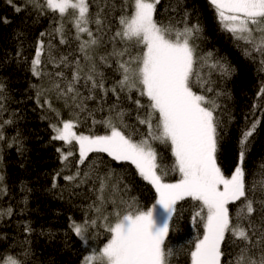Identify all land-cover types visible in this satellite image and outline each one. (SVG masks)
Segmentation results:
<instances>
[{
	"label": "trees",
	"instance_id": "obj_1",
	"mask_svg": "<svg viewBox=\"0 0 264 264\" xmlns=\"http://www.w3.org/2000/svg\"><path fill=\"white\" fill-rule=\"evenodd\" d=\"M88 2L89 23L85 26L93 37L86 32L78 34L73 17L49 10L46 0H0V83L4 85L0 91V131L5 137L0 140V264L8 255L17 256L24 264H83L86 256L107 242L104 217L113 223L116 211L123 214L127 210L122 201L134 199L145 211L155 203L154 188L130 162L114 161L107 153L92 152L84 163H78L75 142L68 145L53 139L56 134L52 125L67 120L75 122L77 134H109L104 122L112 117L118 123L115 113L121 111L126 124L146 131L136 119L134 101L140 99L146 105L147 98L139 97L135 90L120 91L117 85L121 79L119 63L140 51V46L116 35L121 29L120 17L130 13L132 2ZM154 16L158 22L180 30L194 24L202 29L191 44L196 58L194 72L205 86L194 91L214 99L219 106L214 115L223 142L217 162L225 176H230L239 163L242 132L259 122L243 162L248 197L256 201V212L238 221L245 228L251 222L253 228L249 231L259 234L264 229L260 203L264 200V95H258L264 86V51L226 31L209 0H159ZM61 26L62 32L58 33L56 29ZM92 38L98 42L81 51V44ZM62 39L65 43H61ZM38 45L42 52L37 76L32 72V60ZM125 49L129 50L125 55H113ZM207 53L212 56L202 60ZM85 54L91 59L86 60ZM216 61L230 65V75L223 76L212 67ZM93 64L96 67L91 74L97 81L103 79L107 91L93 89L92 82L86 80ZM74 72L79 74L75 91L64 95ZM37 93H41L39 98ZM143 111L139 114L143 115ZM154 146L166 157L164 163L173 162L170 148L158 142ZM69 151L73 155L62 161L61 153ZM67 176L75 179L66 180ZM101 178L105 179L103 203L98 199ZM178 179V171H169L165 177L168 183ZM240 204L228 205L233 223L237 222ZM198 209L199 203L191 198L178 202L164 242L166 250L172 249L170 264H191L190 253L203 237L201 218L193 219ZM93 220L97 222L95 226L91 224ZM85 221L89 223L84 239L72 231L71 225ZM242 247V241L227 233L222 243V264H234ZM25 250L27 256L23 255ZM256 256L259 257L258 251Z\"/></svg>",
	"mask_w": 264,
	"mask_h": 264
},
{
	"label": "snow or ice",
	"instance_id": "obj_2",
	"mask_svg": "<svg viewBox=\"0 0 264 264\" xmlns=\"http://www.w3.org/2000/svg\"><path fill=\"white\" fill-rule=\"evenodd\" d=\"M158 3L159 0H133L130 13L120 17L121 29L116 33L124 41L140 46V51L135 56L130 55L127 61L119 63L121 79L117 81V85L120 91L135 90L139 97L147 98L146 105L140 99L134 101L138 111L136 119L146 127V131L141 132L126 124L123 111L115 113L118 123L113 122L112 117L104 122L105 127L110 129L106 135L77 134L74 131L76 124L72 120L63 121L62 127L52 125L56 133L54 140L68 145L73 141L78 144V163H84L89 153H107L114 161L134 165L138 175L151 184L156 193L155 203L146 211L133 199L121 202L126 204L127 210L123 214L116 211L114 223L105 216L103 226L109 234L107 242L102 248L86 256L83 264H170L172 249L166 250L164 242L169 232V222L177 211V204L185 198L199 203L193 219L200 217L203 223V237L196 241L190 253L191 264H222V243L226 240L227 233L244 244L234 264H264V229L257 234L249 231L253 228L251 222L248 228L242 227L238 222L242 217L249 218L256 212V201L248 197L243 162L249 139L259 122H253L250 128L242 132L238 142L239 163L231 176L226 177L217 162L223 142L218 131L220 124L214 115L219 106L214 99L194 91V88L203 89L205 86L194 72L196 58L191 44V40L202 29L199 24L186 25L180 30L171 24L158 22L154 16ZM209 3L226 31L264 51V0H209ZM35 6L40 7L38 3ZM45 6L62 17L70 9L78 10V15L75 16L77 33L86 32L89 37H93L87 27L81 26L89 23L88 0H46ZM96 22L99 24V19ZM56 31L62 32V26ZM97 42L95 38L83 42L81 51ZM61 43L65 41L62 39ZM128 51L125 49L114 52L113 55L123 56ZM41 52L42 47L38 45L32 60L33 75H40L37 66L41 64ZM211 56L212 53H207L201 59L206 61ZM85 59L91 58L85 54ZM95 67L93 64L86 80L92 82L93 89L107 91L104 89L103 79L97 81L91 74L95 72ZM212 67L218 68L223 76L230 75L232 71L230 65L220 61H216ZM78 79V72H74L64 95L75 91L74 82ZM55 87L59 89L60 85L56 84ZM3 89L4 85L0 83V91ZM112 91L115 93L116 88ZM40 95L41 93H37L38 98ZM258 95H264V86ZM129 99L132 97L129 96ZM141 110H144L143 115L139 114ZM4 123L10 124L11 121ZM129 128L131 131H127ZM135 136L140 138L134 139ZM4 138L0 131V140ZM157 142L170 148L173 158L171 164L164 163L166 157L154 146ZM72 155L70 151L61 153V160ZM169 171H178L180 179L174 183L166 182L165 177ZM65 179L71 181L75 177L67 176ZM104 189L105 179L101 178V195L98 199L102 203ZM261 189L264 190V181L261 182ZM235 202L241 204L237 222L233 223L228 205ZM260 203L261 211L264 212V200ZM8 214H11V209ZM88 223L74 222L71 225L72 231L83 238ZM96 223L95 220L91 221L93 226ZM253 237H256L255 242ZM23 255H28L27 250ZM3 264L24 262L17 256L8 255L3 258Z\"/></svg>",
	"mask_w": 264,
	"mask_h": 264
},
{
	"label": "rangeland",
	"instance_id": "obj_3",
	"mask_svg": "<svg viewBox=\"0 0 264 264\" xmlns=\"http://www.w3.org/2000/svg\"><path fill=\"white\" fill-rule=\"evenodd\" d=\"M131 2H133V0H130ZM68 13L73 17L72 19H73V22L75 23V16H77L78 15V10H69L68 11ZM81 26H83V27H86L85 25H81ZM57 126H59V127H62V122L59 124V125H57ZM74 131H75V129H74ZM76 132V131H75ZM56 134V133H55ZM74 142V141H73ZM77 146H78V144H76ZM78 151H79V146H78ZM231 176V175H230ZM230 176H226V177H230ZM0 177H1V175H0ZM1 180V179H0ZM173 183V182H172ZM115 222V221H114ZM113 222V223H114ZM84 239H85V234H84V237H83ZM89 255H91V254H89Z\"/></svg>",
	"mask_w": 264,
	"mask_h": 264
}]
</instances>
